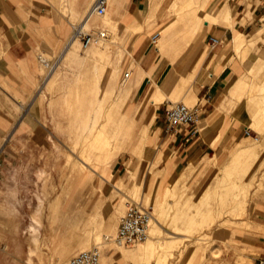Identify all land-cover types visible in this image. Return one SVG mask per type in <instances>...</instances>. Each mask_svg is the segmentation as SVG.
I'll return each mask as SVG.
<instances>
[{"label":"rangeland","instance_id":"rangeland-1","mask_svg":"<svg viewBox=\"0 0 264 264\" xmlns=\"http://www.w3.org/2000/svg\"><path fill=\"white\" fill-rule=\"evenodd\" d=\"M192 1L156 0L153 8L166 12L164 23H171L174 31L168 51L161 37L158 40L163 55L178 56L180 38L196 33L212 5L231 6L236 19L244 7L242 0H207L187 24L183 15L199 3ZM84 20L75 23L82 25ZM164 23L159 26L163 33ZM105 25L106 35L97 42L85 44L79 37L77 55H66L50 71L44 66L45 72H56L44 107L35 109L43 122L22 136L7 137L1 149L0 264H65L74 252L94 245L101 247L108 263L119 256L114 264H259L264 257V230L256 220L258 202L264 198V92L250 94L249 126L259 139L245 133L248 137L228 163L215 160L213 169L196 177L177 176L166 182L162 173L149 167L154 148L149 146L152 126L146 123L145 108L131 113L125 108L129 97L120 99L126 70L120 68L122 35L116 25ZM90 26L86 24L84 31ZM116 66L120 70L113 78ZM176 100L193 104L182 94L169 101ZM169 101L148 103H161L165 111ZM117 123L122 124L120 134ZM83 169L82 180L89 173L90 177L68 188ZM129 197L152 209L153 230L144 241L122 245L114 237ZM73 240L87 246L65 255ZM151 241L158 244L154 251L147 248ZM137 246L143 247L140 255H121L120 250Z\"/></svg>","mask_w":264,"mask_h":264},{"label":"crops","instance_id":"crops-1","mask_svg":"<svg viewBox=\"0 0 264 264\" xmlns=\"http://www.w3.org/2000/svg\"><path fill=\"white\" fill-rule=\"evenodd\" d=\"M206 1L199 0L197 6L183 15L187 17V24L197 18L196 11L205 7ZM93 2L0 0V152L7 137L22 136L43 122L35 109L44 107L47 86L56 70L45 72L38 56L44 53L52 60L60 57L59 67L66 55H77L79 37L70 38L75 21L85 17L82 25L79 24L80 30L90 24L88 30L97 34L108 22L116 25L122 35L119 43L124 52L120 68L126 67L131 73L120 81V99L129 97L125 108L131 113L145 108L146 123L152 126L149 146L154 148L149 167L171 182L177 176L196 177L213 169L215 160L228 163L237 145L248 137L245 127L252 118L250 94L264 92V0H242L244 7L238 19L231 6L223 4L214 8L212 5L196 33L180 38L182 47L176 57L163 55L157 46L161 37L163 50L168 51L166 46L172 43L174 31L171 23H164L166 12L153 8L156 0H109L104 22L94 17L98 14L90 12ZM248 12L254 15L249 17ZM152 14L155 16L150 17ZM162 22L164 33L159 31ZM210 35L220 38L214 47L210 46ZM154 36L156 42H153ZM75 40L74 48L67 52ZM84 60L91 66L90 58L85 56ZM120 68L115 67L113 78ZM175 94H182L183 99L193 104L199 102L198 131L194 132L193 124L167 130L161 103L154 107L148 103L169 101ZM117 125H121L120 134L122 124ZM85 173L83 169L68 188L78 187ZM258 204L260 217L256 220L264 230V198ZM85 244V241L76 244L73 240L63 253L66 255ZM142 248L137 246L133 251L120 252L125 257L137 256ZM118 257L108 263L102 254V264H114Z\"/></svg>","mask_w":264,"mask_h":264},{"label":"built area","instance_id":"built-area-1","mask_svg":"<svg viewBox=\"0 0 264 264\" xmlns=\"http://www.w3.org/2000/svg\"><path fill=\"white\" fill-rule=\"evenodd\" d=\"M109 0H94L90 12L103 15L108 11ZM106 35V30L101 29L97 34H93L89 30L82 31L79 24H73V33L70 40L79 36L83 41L98 40L99 37ZM69 40V41H70ZM157 41V37H153V42ZM210 46L214 47L220 42V38L214 35L209 36ZM39 60L46 68L52 70L58 64L59 57L52 60L47 58L44 53L39 54ZM131 71L126 69L123 73L124 78L130 76ZM201 106L199 102L189 104L183 100L169 101L165 108V127L167 130H175L183 124H193L194 132L199 130L198 120ZM247 135L254 136L259 139L258 134L254 133L251 126L245 127ZM153 218V211L149 206L144 205L140 200L129 197L125 201V211L121 215L115 241L119 244H135L146 240L150 235V224ZM66 264H102V249L99 245L91 248L83 249L71 256ZM259 264H264V257L259 260Z\"/></svg>","mask_w":264,"mask_h":264},{"label":"bare ground","instance_id":"bare-ground-1","mask_svg":"<svg viewBox=\"0 0 264 264\" xmlns=\"http://www.w3.org/2000/svg\"><path fill=\"white\" fill-rule=\"evenodd\" d=\"M91 16V15H90ZM89 16V17H90ZM93 20H95V22L97 21V19H93ZM84 30V29H83ZM82 30V31H83ZM79 37V36H78ZM239 37V36H238ZM237 40H239V38L237 39ZM76 40L75 41H73V42H71V45L69 46V48L67 49V52H71L72 51V49L74 48V46H75V44H76ZM95 42H97V40L95 41ZM97 140V139H96ZM241 157V156H240ZM168 187H170V186H168ZM169 189V188H168ZM167 190V189H166ZM171 190V188L168 190V193H169V191ZM136 192V191H135ZM167 194V193H166ZM172 194H173V192H172ZM163 204V203H162ZM96 211V210H95ZM154 221H155V223L156 224H158V226H160V222H159V219L157 218V217H154V219H153ZM152 230H153V228H152ZM152 230L150 231V234H151V232H152ZM157 231H159V229H157ZM154 232V231H153ZM154 233H156V231L154 232ZM84 246H87V245H84ZM158 247V244L156 243V242H154V241H151V242H149V244L147 245V248H150L151 250H155L156 248ZM85 249H88V248H85ZM145 249H146V247H145Z\"/></svg>","mask_w":264,"mask_h":264}]
</instances>
